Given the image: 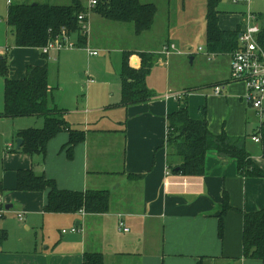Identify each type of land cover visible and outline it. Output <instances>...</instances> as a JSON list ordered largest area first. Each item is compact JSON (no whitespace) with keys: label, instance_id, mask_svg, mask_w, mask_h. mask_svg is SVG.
<instances>
[{"label":"crops","instance_id":"0c3cea01","mask_svg":"<svg viewBox=\"0 0 264 264\" xmlns=\"http://www.w3.org/2000/svg\"><path fill=\"white\" fill-rule=\"evenodd\" d=\"M139 1L142 4L150 0ZM233 4L229 12L219 10L218 24L223 31L241 29L249 12L260 15L251 10L246 0H233ZM87 9V47L100 51L102 49L93 46L109 38L112 48L101 46V42L97 46L109 53H120L122 62L125 52L157 55L147 80L154 96L147 102L125 107L121 104V72L118 70L119 75L114 77V71L112 75L111 59L102 58L99 53L97 57H89L95 59L94 62L88 58L86 63H81L80 48L46 59L40 48L14 46V36L7 25L3 35L0 33V61L7 59L9 78L22 80L29 67L47 66L52 89L49 104L64 110V119L73 130L84 132L85 140L74 149L72 159L67 151L68 132L60 133L49 142L45 158L14 153L17 133L41 129L44 120L0 118L1 122L11 121L14 125L11 139L4 147L5 153L13 155L5 164L0 156V181L5 189L2 201L9 207L5 217L0 219V230L8 233L6 242L0 247V264H84L86 253L102 254L104 264H263L245 257L243 215L264 209V180L242 177L236 160L215 152L207 155L203 177H184L169 170L167 119L182 108L181 101L167 98L169 95L193 91L188 97L190 116L200 120L203 118L201 109L206 108L213 135L225 131L231 138L246 137V140L254 135L257 119L254 111L242 101L245 86L231 82V56L209 58L206 55L208 59L203 58L210 65V71L178 91L169 82V57L173 52L178 55L180 52L176 45L170 44L169 32L165 33L168 35L163 48L173 46L174 49L169 54H164L163 50L150 51L135 40L146 38L155 21L149 31L137 35L133 23H113L105 20L95 8H90V4ZM95 25L99 32L94 29ZM125 38L127 43L114 46V41H126ZM191 61L194 63L195 58ZM130 63L136 69L141 66L136 56ZM80 67L83 69L78 70L71 85L63 87L68 70ZM112 67L122 69L121 59ZM160 67L167 68L161 86L160 77L157 82ZM217 85L224 86L222 95L213 93ZM3 110L4 78L0 75V114ZM256 145L260 147L259 154L249 153L254 162L264 168L262 146ZM31 169L37 175L54 180L63 191H108L111 196L109 211L105 214L45 213L48 191H16L17 172ZM225 195L231 209L225 215L221 237L219 216ZM19 213L25 215L26 236L18 235L8 222L10 216ZM120 222L129 232L119 229ZM60 228L68 232L63 229V237L57 240L53 230ZM74 228L78 229L76 233L71 232Z\"/></svg>","mask_w":264,"mask_h":264},{"label":"trees","instance_id":"16d2710c","mask_svg":"<svg viewBox=\"0 0 264 264\" xmlns=\"http://www.w3.org/2000/svg\"><path fill=\"white\" fill-rule=\"evenodd\" d=\"M222 0L207 1L206 47L209 54L215 56L231 55L237 48L240 28L235 31H223L219 28V5ZM97 11L105 20L113 23H133L137 35L151 29L158 9L154 4H141L139 0H97ZM88 9L79 0H73L69 6H55L46 3H13L8 9L7 25L14 36V46L20 48H43L50 40L61 36L63 31L76 35L80 49H86L88 35H82L79 16ZM264 22V14L259 15ZM264 40V25L262 29ZM44 56V55H43ZM134 56L141 60L136 69L130 61ZM46 59L47 56H44ZM157 55L155 53L125 52L121 69V104L125 107L141 104L153 98V92L147 86L148 77L153 69ZM7 59L0 61V75L4 78V110L0 118L36 117L44 120L41 129H27L17 133L22 140L20 150L14 153L40 155L46 157L51 140L62 132L69 133L68 156L73 158L74 149L85 140V133L73 130L64 119L65 111L49 104L52 89L49 86L47 66L29 67L22 80H12L8 76ZM193 91H184L178 100L182 108L168 116L167 147L169 149V170L184 177H203L206 172V158L209 152L234 159L238 173L245 178L264 180V168L254 162L246 149V137L231 138L225 131L213 135L209 130L206 108H202V119H193L189 113L188 97ZM262 157L264 159V131L262 133ZM1 164V160H0ZM178 169V170H177ZM131 178L136 176L131 175ZM16 191L42 193L48 191L45 213L105 214L110 207L108 191L69 192L58 189L56 182L31 170L17 172ZM5 189L0 181V197ZM231 209L227 196L224 197L219 216V234L223 236L224 218ZM243 245L245 257L259 260L264 264V209L245 213ZM5 215L0 216V219ZM8 233L0 230V247L6 242ZM84 264H104L100 253H86Z\"/></svg>","mask_w":264,"mask_h":264},{"label":"rangeland","instance_id":"374dc122","mask_svg":"<svg viewBox=\"0 0 264 264\" xmlns=\"http://www.w3.org/2000/svg\"><path fill=\"white\" fill-rule=\"evenodd\" d=\"M84 7L89 8L90 0H79ZM207 1L208 0H150L149 3L155 4L158 9L155 25L153 30L146 34V38H135L138 40L136 44L143 45L150 51H160L163 50V45L166 44L167 39L166 36L169 32V42L170 44L176 45L179 50L176 56L171 55L169 57V82L176 88L178 91L182 90L183 87L191 86L195 83V81L199 80V76H203L205 72L210 71V65L206 62L203 57H206V29H207ZM247 5L250 4L251 10L256 12L257 14H264V0H246ZM19 2H27L33 4L34 2H42V3H52L54 5L59 6H69L72 5L73 0H15V3ZM144 3V2H143ZM142 3V4H143ZM148 3V2H146ZM144 3V4H146ZM148 3V4H149ZM231 5L233 4V0H223L219 6V10H224L229 12L231 10ZM8 4L7 0H0V33L5 32L7 27V19H8ZM95 21V20H94ZM169 22V23H168ZM133 27L132 25H129ZM93 27V26H92ZM94 29L99 32V27L97 25L94 26ZM113 34V31H112ZM114 34H117L114 33ZM101 35V33H99ZM120 37V36H119ZM118 39V38H117ZM147 39V40H145ZM108 40V41H107ZM107 40H99L101 42V46L106 47V45L110 48L113 46V42L110 41L109 38ZM126 41H114V46H122L128 42V39L125 38ZM97 41V39L95 40ZM96 42L97 45H99ZM108 43V44H107ZM95 44V45H96ZM93 46L95 48H99L102 50H98L101 53L102 58L108 57L111 59L112 65L109 63L111 67V73L114 77L121 69L117 67H112L116 62V66L118 65L120 59L122 63V57L120 53H116V51H111L109 53L104 51L100 46ZM112 46V47H111ZM89 48V47H88ZM92 48V47H91ZM92 51H96L97 49H91ZM200 49L202 52H200ZM81 53L79 52L80 62L86 63V60L90 57L89 53L86 49H81ZM89 55V56H88ZM195 58V62L192 63L191 58ZM218 57V56H217ZM207 58V57H206ZM208 59V58H207ZM220 59V58H218ZM90 60V58H89ZM95 59H91L90 62H94ZM94 65V64H93ZM83 67L71 68L69 71L68 77H66V81L63 84V87L70 86V81L73 80L75 76H78V70H82ZM227 68H224L226 70ZM75 70L74 72H71ZM119 70V71H118ZM110 72V70H108ZM166 67H160L157 69V82L158 77H160L159 84L162 85V78L165 79L166 76ZM221 72V71H220ZM119 75V73H118ZM84 76V75H83ZM186 84V85H182ZM192 94V93H191ZM14 131V125L10 122H1L0 121V156L1 159H5L4 163H7L12 157V153H5L4 147L6 142L11 139L12 132ZM248 152L252 155H258L260 151L259 145L251 142V139L248 138L245 144ZM21 155V154H20ZM1 167V165H0ZM8 222L12 225L11 229L14 230L20 236H26V231L24 230L25 221L19 222L17 215L10 216ZM65 229V232H68L66 228L54 229L53 233H56L57 240H60L62 236V230ZM64 233V232H63Z\"/></svg>","mask_w":264,"mask_h":264},{"label":"built area","instance_id":"2783aa9c","mask_svg":"<svg viewBox=\"0 0 264 264\" xmlns=\"http://www.w3.org/2000/svg\"><path fill=\"white\" fill-rule=\"evenodd\" d=\"M13 0H7V4L10 7L13 4ZM97 0H92L90 8L97 6ZM246 22L240 30L238 37L237 48L230 55L231 56V82L242 83L245 86V94L242 97V101L254 111L257 119V128L251 140L255 144L262 143V133L264 131V40L262 36L263 23L259 17L249 12L246 15ZM1 19V17H0ZM79 23L81 27L82 35H88L89 33V21H86V14L79 16ZM79 49L77 36L68 34L63 31L61 36L56 39H52L48 44L41 48V53L48 58H51L53 54H59L65 51H72ZM173 46H165L163 48L164 54H169L173 50ZM86 51L90 56H99L98 51H92L88 47ZM202 52V50L200 49ZM209 58H214L215 55L209 54ZM93 82V81H91ZM215 95H222L224 92L223 85H217L213 89ZM183 93L175 95H169L167 98L177 99L181 98ZM167 175L169 171L167 170ZM8 212L6 206L0 197V216L5 215ZM83 213V212H82ZM17 218L20 222L25 221L24 214H17ZM119 229L123 232H129L123 222L119 223ZM78 229H72V233H76ZM65 233V232H64Z\"/></svg>","mask_w":264,"mask_h":264},{"label":"water","instance_id":"95a60500","mask_svg":"<svg viewBox=\"0 0 264 264\" xmlns=\"http://www.w3.org/2000/svg\"><path fill=\"white\" fill-rule=\"evenodd\" d=\"M22 144H23V141H22V140H18V141H17L16 150H20V148H21ZM177 170H178V169H177ZM6 209L8 210V209H9V207H6Z\"/></svg>","mask_w":264,"mask_h":264}]
</instances>
